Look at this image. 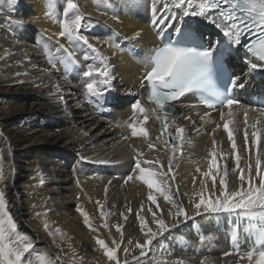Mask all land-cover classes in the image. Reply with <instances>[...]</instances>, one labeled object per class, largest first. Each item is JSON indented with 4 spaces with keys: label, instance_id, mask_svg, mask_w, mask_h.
<instances>
[{
    "label": "bare ground",
    "instance_id": "obj_1",
    "mask_svg": "<svg viewBox=\"0 0 264 264\" xmlns=\"http://www.w3.org/2000/svg\"><path fill=\"white\" fill-rule=\"evenodd\" d=\"M74 2L84 15L81 34L87 36L89 42L107 58L112 78L104 87L102 97H92L87 93L86 84L92 78L83 75L89 65L103 67L101 60H86V55L95 57L90 49L82 43H69L58 35L62 30L59 21L63 19L66 0H15L11 5L8 0H0V169L3 172L0 192L18 232L27 236L34 245V251L30 250L31 255L25 253V257L32 264H41L40 254L54 262L59 256V264H73V260L75 264H114L107 260L102 249L97 250L96 237L113 247L111 240L120 238L114 225L120 223L123 225V243L117 255L123 264V249L128 248L132 255H138L139 249L135 244L144 242L137 216L143 203L145 210L141 214L154 230L156 226L148 207L170 226H175L157 236L148 255L139 257L140 264H152L154 258H183L189 264H201L204 257L214 264H248L241 257L250 250V238L243 231L238 233L237 243L234 244L230 238L234 223L239 222L243 228L247 222L236 214L202 213L194 216L191 201L198 200L193 193L200 190L202 181L206 179L201 173L207 171L214 140L218 153L217 168L221 169L218 172L214 169L217 194L225 163L228 165L226 179L229 191L238 190L237 154L241 157L240 169L247 173L251 163L253 182L259 183L255 179L257 149L251 125L260 120L257 128L260 129L259 151L264 170V115L251 106L250 97L256 94L264 96V72L261 73L260 68L251 69L246 64L250 60L248 56L236 50L232 62L240 68L233 75L244 84L239 88L243 104L232 108L233 122L229 125L234 132L236 150L231 148L223 128L229 117L225 115L224 120L220 119V113L227 114L228 109L219 105L209 109L192 94L172 104L175 111L168 117L167 133L162 134V125L156 119L154 107L145 102L147 87L140 86L150 68L145 67V57L162 45L165 34L174 35L184 27L197 29L199 34L206 36L204 40L212 39L215 47L224 38L221 29L206 16H185L186 5L175 7L177 0ZM197 10L196 0H193L191 11ZM208 15L215 17L216 11L212 10ZM164 16L170 18L164 24L152 23L153 19L159 21ZM161 28L164 29L162 33ZM136 32H140L139 37H134ZM61 44L72 52L75 61L69 64L67 73L61 62L65 57L59 48ZM49 56L56 63L55 68L49 63ZM137 100L147 110L149 119L144 127L149 132L148 138L133 137L128 127L133 122L132 105ZM205 113L209 115L205 116ZM138 118L143 120V115L139 114ZM177 126L184 129L182 137L175 132ZM246 127L250 151H246L243 140ZM157 136H160L159 140ZM149 143H153L155 148L149 149ZM134 150L142 152L144 159H158L164 165L160 171H167L168 161L172 160L169 175L174 179L168 182L174 199L182 202L193 219L184 221L181 218L176 224L168 214L175 209L155 190L153 194L157 196L159 209L147 200L148 189L142 182L124 183L134 170L137 159ZM197 167L201 172L196 171ZM207 182L210 188L211 179L207 178ZM244 186L247 187V180ZM96 201H100L104 205L103 210L109 213L110 229L101 227L100 208ZM129 207L131 213L127 212ZM78 209L89 214L93 225L100 229L98 232L94 233L84 224ZM121 213L127 216V220ZM45 223L49 225L48 229L44 228ZM56 228L61 232L55 233ZM50 231L53 235H49ZM129 240L132 244L128 243ZM157 241L167 245L171 255L162 257L157 250ZM128 259L129 264H137L131 256Z\"/></svg>",
    "mask_w": 264,
    "mask_h": 264
},
{
    "label": "snow or ice",
    "instance_id": "obj_2",
    "mask_svg": "<svg viewBox=\"0 0 264 264\" xmlns=\"http://www.w3.org/2000/svg\"><path fill=\"white\" fill-rule=\"evenodd\" d=\"M8 3L14 4L15 0H8ZM184 15H200L206 16L209 21L217 28H220L224 37L229 41L227 47H231L232 44L239 45L241 43V36L245 31L256 30L257 39L247 45V53L250 54L253 60H249L250 68L264 69V0H196L197 11H191L193 7V0H177L174 5L179 8L185 6ZM227 5V7H223ZM212 10H216L215 17L208 15ZM153 15L155 16V5L152 7ZM71 13V17H70ZM243 13V15H241ZM63 19L59 22L62 30L59 32V37L66 38L69 43L83 44L95 57L85 56V59H99L103 63V67H93L89 65L87 70L83 72L85 77L92 78L90 82L86 84L87 93L92 97H102L103 89L109 85L111 81L110 70L106 63L107 58L104 57L99 48L89 42L87 36L82 35L80 32L81 22L84 20L83 13L79 10V6L74 0H66V6L62 10ZM170 18L167 16L161 17L159 21L153 19L152 23L156 25L158 22L164 24ZM164 31L160 29V33ZM158 33V35L160 34ZM140 32L134 33V37H139ZM132 39V38H129ZM203 41V36L198 35L193 37L190 35L181 34L180 40L176 43L168 42L161 47L154 48L152 53L147 55L144 59L145 67L150 66V70L146 72L145 76L141 80V88L147 87V100L154 104L156 107L153 112L156 114V119L160 121L162 125V134L167 133L169 127L168 117L175 111L172 107L173 102L179 101L187 94L197 96L201 103H203L209 109H215L218 105L222 108H227L228 112L220 113V119L224 120L225 115L229 119L223 124V128L227 133L228 140L230 141L231 148L236 150L237 144L234 137L233 129L229 127L232 124L231 117L233 115V106H239L240 101L235 98L227 87L221 90L217 88L211 79V72L214 66H219L224 55V48L216 49L210 44L206 45ZM59 48L65 53L64 59L61 62L65 65V72L67 73L69 64L75 63L73 54L64 45H59ZM49 63L53 68L56 67L54 59L49 56ZM67 79V74H65ZM239 77L229 76L228 83L232 88H243V82H239ZM59 89V85H56ZM133 116L132 123L128 125L131 129V135L133 137H149V132L144 124L147 123L149 117L147 110L137 100L132 105ZM260 115H264V110H257ZM143 115V120H139L138 115ZM209 113H205V116ZM245 124L247 125V110H245ZM203 119V117H201ZM257 124H260V120H256L251 127L254 129L252 136L256 142V154H255V179L259 180L256 184L253 182L252 165L249 163L247 173L244 169H240L241 157L239 154L235 156V167L239 169L238 179L240 185L238 190L229 191L228 182L226 177L228 176V165H223V175L219 179L221 188L219 194H217V175L214 169L221 171L217 168V150L215 147V140L213 141V148L209 152L211 159L209 160L207 171H203L201 174L206 178L201 183L199 191L193 193L198 197V200L191 201L194 208V216L201 215L202 213H227L236 214L237 217L243 218L247 225L243 228L239 222L233 224L231 240L235 244L238 242V233H243L252 241L250 250H247L245 255L241 259H245L248 264H264V170H262V161L260 148V129L257 128ZM219 127V125H217ZM175 132L182 137L184 129L177 126ZM170 135V133H168ZM249 133L247 127L243 132V140L246 151L248 149ZM127 139V137H125ZM157 140L160 136L156 137ZM149 149L155 148L153 143L148 144ZM136 152L137 159L135 160L134 170L132 174H129L124 183L129 181H140L148 189L147 200L151 204L155 205L157 209L160 208L157 202V196L153 194V190L163 197V200L170 204L175 212L169 211V216L178 224L182 218L184 221L193 219L194 216H190L188 210L183 206L182 202L174 199V192L171 189L169 180L174 179V176H170L172 171V160L170 159L167 164V171H160L164 165L157 160L144 159L143 153L139 150ZM173 154H175V148H173ZM223 155V153H220ZM197 172H201V169L197 167ZM207 178L211 179V187L209 188ZM3 179V172L0 169V180ZM247 180V187L244 186V182ZM196 178H193V185L195 186ZM178 190V189H177ZM107 193V189H105ZM207 193V194H206ZM96 204L100 208V217L102 219L101 227L103 229H110V225L107 221L109 213L105 212L104 205L100 201H96ZM84 218V224L89 227L91 231L98 232L100 229L95 227L91 222L89 214L82 209H78ZM145 210V205H140V212L137 213L140 221V231L143 234L144 242H136L135 248L139 249L138 255H132V251L128 248L123 249L124 259L123 264H129L128 257L131 256L133 260L140 264L139 257L148 255L151 251V245L156 240L157 236L163 235L168 232L170 227H174L175 224L169 225L162 216L158 215L156 211H153L151 207H148L147 211L151 213V220L156 226L155 230L149 226V222L145 215L141 214ZM162 211V210H161ZM127 212L131 213L132 209L127 208ZM39 215V213H37ZM124 220H127V216L121 213ZM49 225L44 224V228L48 229ZM116 232L119 234V239L113 238L111 240L113 247H109L106 241L99 236L96 237V244L99 245V249L103 250L104 256L107 257L109 262L114 264H122L121 259L118 257L117 252L121 249L123 243V225L116 223L114 225ZM59 228L55 229V233H60ZM49 235H53V232H49ZM111 237V231L108 232ZM183 241V237L180 238ZM132 244V241H128ZM159 244L158 251L161 252L162 257L171 255V251L167 248V245ZM71 247V245H69ZM30 250L34 251V245L31 243L27 236H22L18 230L17 225L14 222L11 214L7 210V204L4 200V195L0 192V264H32V261L25 257V253L31 255ZM231 253H225L230 255ZM38 259L41 264H59V256H57L54 262L50 257L40 254ZM82 260L83 258L80 257ZM75 264V260H73ZM152 264H189L183 258H177L175 260H167L164 258H154ZM201 264H214L208 257H204Z\"/></svg>",
    "mask_w": 264,
    "mask_h": 264
}]
</instances>
